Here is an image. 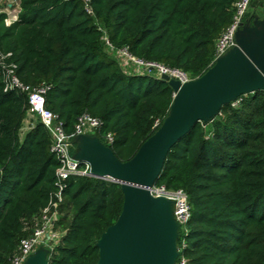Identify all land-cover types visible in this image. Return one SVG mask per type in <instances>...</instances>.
Listing matches in <instances>:
<instances>
[{
	"label": "trees",
	"instance_id": "trees-1",
	"mask_svg": "<svg viewBox=\"0 0 264 264\" xmlns=\"http://www.w3.org/2000/svg\"><path fill=\"white\" fill-rule=\"evenodd\" d=\"M236 0H19L16 20L0 11V52L20 82L45 83L46 107L67 133L87 112L93 134L130 160L162 124L174 92L154 73H127L106 50H119L202 75ZM264 0H253L256 8ZM0 75V264L58 191L59 160L41 122L24 132L27 97L4 91ZM158 124L155 125V122ZM107 144V143H106ZM74 145L72 146V154ZM156 186L186 192L191 216L180 230L176 264H264V90L241 95L210 122L196 123L168 151ZM48 264H96V241L123 206L121 185L91 176L65 181Z\"/></svg>",
	"mask_w": 264,
	"mask_h": 264
},
{
	"label": "water",
	"instance_id": "water-1",
	"mask_svg": "<svg viewBox=\"0 0 264 264\" xmlns=\"http://www.w3.org/2000/svg\"><path fill=\"white\" fill-rule=\"evenodd\" d=\"M236 45L216 58L199 77L183 84L163 74L174 97L159 128L128 161H120L95 135L73 139V158L90 165V175L121 185L122 210L96 241V264H176L178 224L172 200L154 196L169 149L198 122H210L222 106L241 95L264 90V17L246 20L235 33ZM51 250L38 246L22 264H48Z\"/></svg>",
	"mask_w": 264,
	"mask_h": 264
},
{
	"label": "built area",
	"instance_id": "built-area-1",
	"mask_svg": "<svg viewBox=\"0 0 264 264\" xmlns=\"http://www.w3.org/2000/svg\"><path fill=\"white\" fill-rule=\"evenodd\" d=\"M89 1L90 0H83L84 7L89 14H92ZM252 1L253 0H236L234 2V12L231 22L215 42L214 61L236 45L235 33L242 26ZM0 11L7 14L6 23L10 24L17 19L20 12L19 0L6 3V6L0 9ZM104 41L106 50L118 60L121 68L127 73L142 74L147 72L154 73L158 77L166 74L170 78L178 80L181 84L191 80L188 74L180 69L168 67L157 62L140 60L130 54L126 48L119 50L114 49L105 36ZM9 55L10 54H3L0 52V75L5 82L4 91H15L27 97L26 129L31 128L36 121L41 122L50 135V151L53 152L60 163V166L56 170L58 191L50 200L49 204L40 211L39 215L33 221L32 232L27 237L20 239L17 246V253L11 259V264H22L27 256L38 246L44 245L51 249L59 242L62 233L55 228V225L59 220L60 206L64 200L63 188L65 186V181L73 176H91L90 165L73 158V139L79 134L93 135L100 128L101 121L97 117L84 112L78 117L73 133H67L57 115L46 107L45 95L49 90V86L42 83L32 87L20 82L15 74L16 66L13 63L6 62ZM131 64L136 66L135 70H133V72L126 71L127 69L125 67ZM236 101L232 102V104H235ZM157 124L158 121L155 122V125ZM104 139L107 144L103 143L108 145L112 142V135L108 133L105 135ZM100 179L110 181L107 178ZM149 190L154 196L162 195L172 200L173 216L178 224L179 238L180 230L184 229L185 224L191 216L186 192L182 189L169 190L164 186L156 185L149 187ZM184 263L185 260L182 259L181 264Z\"/></svg>",
	"mask_w": 264,
	"mask_h": 264
},
{
	"label": "crops",
	"instance_id": "crops-1",
	"mask_svg": "<svg viewBox=\"0 0 264 264\" xmlns=\"http://www.w3.org/2000/svg\"><path fill=\"white\" fill-rule=\"evenodd\" d=\"M255 17H264V3L259 4L256 8L249 7V10L245 15L243 24L246 22V20H250V22H252Z\"/></svg>",
	"mask_w": 264,
	"mask_h": 264
},
{
	"label": "rangeland",
	"instance_id": "rangeland-1",
	"mask_svg": "<svg viewBox=\"0 0 264 264\" xmlns=\"http://www.w3.org/2000/svg\"><path fill=\"white\" fill-rule=\"evenodd\" d=\"M10 1L15 2V0H0V9L4 8L6 6V3L10 2ZM125 68L127 69L126 71H132L133 72V70H135L136 66L131 64L129 66H126ZM26 125H27V120H24V126H23L22 132H24L26 130ZM47 248H49V247H47Z\"/></svg>",
	"mask_w": 264,
	"mask_h": 264
}]
</instances>
